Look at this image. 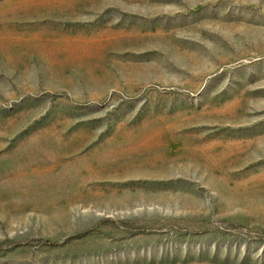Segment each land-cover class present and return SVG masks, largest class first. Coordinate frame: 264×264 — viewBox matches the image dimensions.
<instances>
[{
  "label": "rangeland",
  "instance_id": "obj_1",
  "mask_svg": "<svg viewBox=\"0 0 264 264\" xmlns=\"http://www.w3.org/2000/svg\"><path fill=\"white\" fill-rule=\"evenodd\" d=\"M0 264H264V0H0Z\"/></svg>",
  "mask_w": 264,
  "mask_h": 264
}]
</instances>
